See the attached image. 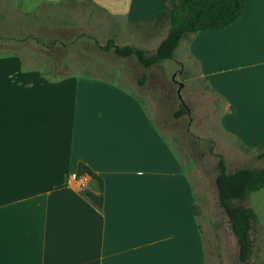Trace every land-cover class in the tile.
I'll list each match as a JSON object with an SVG mask.
<instances>
[{
    "label": "crops",
    "instance_id": "obj_1",
    "mask_svg": "<svg viewBox=\"0 0 264 264\" xmlns=\"http://www.w3.org/2000/svg\"><path fill=\"white\" fill-rule=\"evenodd\" d=\"M33 1L48 9L30 13L32 20L38 17L31 28L35 43L69 40L84 26L98 45L112 36L116 45L117 37L129 39L128 45L148 52L168 31L156 33L167 22L160 16L162 0ZM82 2L94 7L90 24L85 9L73 7H84ZM52 13L61 20H47V26L45 16ZM6 18L0 13V33L9 30ZM100 26L114 31L104 42ZM183 41L182 57L198 64L223 102L218 124L236 143L233 154L245 159L253 152L256 159L264 142V0H245L230 25ZM96 64L48 77L32 59L0 54V264H208L190 172L177 142L161 129L154 100L156 118L138 99L140 88L151 87L147 73L137 83L133 65ZM154 79L152 88L166 95L160 72ZM183 105L175 117L191 116ZM221 143L230 150L231 144ZM79 162L103 180L100 209L80 194L91 182L76 176ZM260 192L264 188L253 193Z\"/></svg>",
    "mask_w": 264,
    "mask_h": 264
},
{
    "label": "rangeland",
    "instance_id": "obj_2",
    "mask_svg": "<svg viewBox=\"0 0 264 264\" xmlns=\"http://www.w3.org/2000/svg\"><path fill=\"white\" fill-rule=\"evenodd\" d=\"M81 4H84V7L72 6L76 9L84 8L88 14L87 20L86 17L84 20L86 24H90V17H94L92 15L94 7L89 2H82ZM46 8V3H38L33 0H0V13L7 15L3 27L9 29L0 33V54L16 52L27 60L32 59L38 63L39 68L48 77L57 76L62 72L83 71L86 65L95 66L100 60H104L107 66L119 64L120 66L131 67L133 65L132 74L136 78V82L141 73H147L148 83L151 87L143 86L140 88L138 99L149 111L148 113L152 118H156V111L149 102L150 99L154 100L152 102L158 107L159 116L162 119L160 122L163 124L161 129L167 134L168 139L177 142L175 146L179 152L176 153L183 159L187 172H190L189 176L196 191V199L199 200V206L196 210L199 215L200 231L206 239L204 240L206 242V261L208 264H264V192L259 194L252 192L244 201V204L253 208L257 213L258 221L252 231V256L247 262L241 263L237 260L236 239L218 205L213 184L217 173L216 162L218 156H222V152L227 153V158L224 160L229 171L242 166H264V158L262 160L253 158V152L245 153V159H239L237 155L233 154L234 152L237 153V145L231 139H225L218 124V117L223 110V102L201 78L198 64L182 57L184 41L174 51L173 58L148 68L137 64L136 59L131 60L133 64L126 60L123 62L111 51L100 50L95 44L94 32L89 31L84 26L80 30L72 32L69 40L35 43L34 40L37 35L31 31V28L38 24V17L32 20L30 13L32 9H35L36 12L47 11ZM88 10H91L90 14ZM39 18L44 20V18ZM163 18L165 19V16ZM45 19L46 24L47 20L50 24H54L61 20V15L52 13L46 15ZM168 27L169 22L167 20L164 26L156 31L158 36L162 37ZM113 32L109 26L97 28L100 42H104L106 35L113 34ZM116 40L119 45H128L131 42L129 39L121 41L118 37ZM70 41L73 43L80 41L81 45L61 46L63 42L69 43ZM154 44L155 42L150 45L152 48L148 49V52H154L159 41L155 46ZM159 72L163 82L167 85L165 87L166 95L163 96H160L159 90L152 88L158 82L154 78L158 77ZM181 101L188 107L191 116H174ZM196 113H198V119H196ZM220 140H224L225 144H231L229 147L231 151L227 148L225 151V145ZM263 150L264 145H261L256 151L261 152Z\"/></svg>",
    "mask_w": 264,
    "mask_h": 264
},
{
    "label": "trees",
    "instance_id": "obj_3",
    "mask_svg": "<svg viewBox=\"0 0 264 264\" xmlns=\"http://www.w3.org/2000/svg\"><path fill=\"white\" fill-rule=\"evenodd\" d=\"M163 11L169 22L167 34L152 53L133 45H116L113 38L107 39L103 45L95 44L104 52L111 51L118 57H135L136 61L148 68L164 60L173 58L174 51L180 40L189 34L199 31L224 28L233 23L241 14L245 0H162ZM145 75H142V83ZM181 103L179 113L184 109ZM264 145V142L262 143ZM264 157V150L257 154V158ZM217 173L214 177V188L217 202L222 209L231 232L236 239L237 260L247 262L252 256V231L257 224L258 217L244 201L252 192L264 188V166H242L234 170H227L221 155L216 162ZM90 177L91 186L80 190V194L100 209L103 202V180L86 164L79 162L76 176Z\"/></svg>",
    "mask_w": 264,
    "mask_h": 264
}]
</instances>
